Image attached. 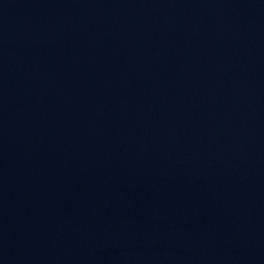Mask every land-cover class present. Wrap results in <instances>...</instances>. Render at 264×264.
Wrapping results in <instances>:
<instances>
[{"label":"water","instance_id":"1","mask_svg":"<svg viewBox=\"0 0 264 264\" xmlns=\"http://www.w3.org/2000/svg\"><path fill=\"white\" fill-rule=\"evenodd\" d=\"M0 264H264V0H0Z\"/></svg>","mask_w":264,"mask_h":264}]
</instances>
